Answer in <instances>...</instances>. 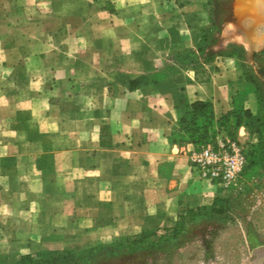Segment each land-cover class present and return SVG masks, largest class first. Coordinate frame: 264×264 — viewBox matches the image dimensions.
Here are the masks:
<instances>
[{"label": "crops", "instance_id": "0c3cea01", "mask_svg": "<svg viewBox=\"0 0 264 264\" xmlns=\"http://www.w3.org/2000/svg\"><path fill=\"white\" fill-rule=\"evenodd\" d=\"M209 26V0H0V256L121 241L222 200L176 107L182 92L231 120L250 95L235 59L138 80Z\"/></svg>", "mask_w": 264, "mask_h": 264}, {"label": "rangeland", "instance_id": "374dc122", "mask_svg": "<svg viewBox=\"0 0 264 264\" xmlns=\"http://www.w3.org/2000/svg\"><path fill=\"white\" fill-rule=\"evenodd\" d=\"M258 3L264 6V0H209L210 26L203 30L196 49L174 44L171 52L160 55L154 71L141 75L162 79L186 66L200 69L218 54L235 53L250 95L241 97L234 109L236 119L247 125V133L230 132L244 146L250 165L234 186L225 188L222 202L197 209L182 219L181 228L146 229L83 250L17 253L11 259L0 256V264H264V73L260 72L264 68V9H258ZM243 35L255 39L249 43ZM178 95L180 113L185 114L183 126H198L215 140L226 134L225 128L207 118L193 122L186 114L183 93ZM248 103L254 105L253 111L241 118L249 112L244 107Z\"/></svg>", "mask_w": 264, "mask_h": 264}, {"label": "built area", "instance_id": "2783aa9c", "mask_svg": "<svg viewBox=\"0 0 264 264\" xmlns=\"http://www.w3.org/2000/svg\"><path fill=\"white\" fill-rule=\"evenodd\" d=\"M183 146L190 166L199 177L223 188L234 186L247 166L244 146L226 134L213 143Z\"/></svg>", "mask_w": 264, "mask_h": 264}, {"label": "trees", "instance_id": "16d2710c", "mask_svg": "<svg viewBox=\"0 0 264 264\" xmlns=\"http://www.w3.org/2000/svg\"><path fill=\"white\" fill-rule=\"evenodd\" d=\"M236 49H240V48H238L237 46H233V50H236ZM234 55H235V53H233V52L230 54H227V55L218 54V56H224V57H233ZM140 78L141 77H139L138 80ZM249 82H250V80H249ZM133 83H134V81H131L130 86H133ZM186 107L188 109V111H186V114H189V117H190V119H192L193 122L201 121L205 118H207L210 123L213 122V120H212L213 119L212 107H211L210 103H204V102H200V101L188 103L186 101ZM176 109H177V113H178V124H179V128H180L179 136H180L181 146H183L185 144H191V145L197 147V146H200L203 144L214 142L215 139H213L212 137H209L207 135V133L200 131L198 126H196V128H194V129L188 128L187 126L186 127L183 126L185 114L180 113L179 106H177ZM249 113H250V111L245 112V114L242 115L241 118H248ZM241 123H243V121H239V119H236V111L234 110L231 120L228 119L226 116L223 119H221L218 124H219V126L226 129V135H228L232 138H235V136L230 132V130L235 129L234 125H240ZM258 135H260L259 131H258ZM245 152H246V150H245ZM246 156H247V166L245 168V171L248 169V167L250 165V157L248 156L247 152H246ZM221 202H222V200L219 203H221ZM219 203L214 202V204L211 206V208L215 207ZM197 209H207V208L201 207V208H197ZM197 209L190 210L186 214L182 215V217L178 221H176V223L173 225V227L175 229L181 228L182 219L186 218L188 215H192L194 212L197 211Z\"/></svg>", "mask_w": 264, "mask_h": 264}, {"label": "bare ground", "instance_id": "6f19581e", "mask_svg": "<svg viewBox=\"0 0 264 264\" xmlns=\"http://www.w3.org/2000/svg\"><path fill=\"white\" fill-rule=\"evenodd\" d=\"M245 5V4H244ZM255 5V4H254ZM246 6V5H245ZM244 6V7H245ZM250 6V5H249ZM257 7H258V9H264L263 7V5L262 4H260V3H258L257 4ZM244 11V10H243ZM242 12V11H241ZM248 13H249V10H248ZM252 16H253V14H252ZM244 17H248V16H244ZM261 17V16H260ZM247 21H249V20H247ZM248 29V28H247ZM251 29V28H250ZM251 31V30H250ZM249 34V33H248ZM255 35V34H254ZM254 36H252V37H249V36H247V35H245V36H243V38H244V40L246 41V42H252L253 41V39H255V38H253ZM240 40V39H239ZM244 41V42H245ZM257 41V40H256ZM260 41V40H259ZM246 46V45H245ZM247 48V47H246ZM264 259V258H263ZM260 262V261H259ZM260 264V263H259Z\"/></svg>", "mask_w": 264, "mask_h": 264}, {"label": "water", "instance_id": "95a60500", "mask_svg": "<svg viewBox=\"0 0 264 264\" xmlns=\"http://www.w3.org/2000/svg\"><path fill=\"white\" fill-rule=\"evenodd\" d=\"M260 72L264 73V68L262 70H260Z\"/></svg>", "mask_w": 264, "mask_h": 264}, {"label": "flooded vegetation", "instance_id": "af4514ba", "mask_svg": "<svg viewBox=\"0 0 264 264\" xmlns=\"http://www.w3.org/2000/svg\"><path fill=\"white\" fill-rule=\"evenodd\" d=\"M264 263V262H263Z\"/></svg>", "mask_w": 264, "mask_h": 264}]
</instances>
